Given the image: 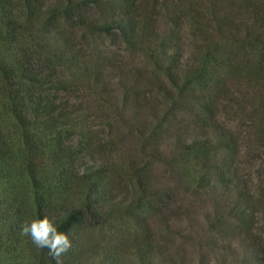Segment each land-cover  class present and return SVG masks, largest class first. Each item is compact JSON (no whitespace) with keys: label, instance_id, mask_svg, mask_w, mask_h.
Wrapping results in <instances>:
<instances>
[{"label":"trees","instance_id":"1","mask_svg":"<svg viewBox=\"0 0 264 264\" xmlns=\"http://www.w3.org/2000/svg\"><path fill=\"white\" fill-rule=\"evenodd\" d=\"M106 39L108 48L117 43L135 48L173 88L174 94L161 92L168 101L162 119L186 103L192 111L194 107L201 111L185 132L173 138L177 152L193 160L196 187L191 193L229 190L233 185L228 171L231 162L218 161L217 154L235 148L238 136L213 118L212 101L217 94H235L251 103L255 96L264 108V0H0V107L11 117L12 128L18 131L15 146L24 154L17 165L12 163L10 146L0 130V255L15 254L24 243L31 257L55 264L47 248L37 249L29 237L22 240L20 234L23 221L48 216L71 241V248L61 257L66 262L79 249L83 229L125 214L143 221L152 235L136 250L143 264H153L156 254L172 260L170 250L164 254L153 250L154 232L148 228L147 217L143 210L134 212L144 206L163 214L171 195L165 189L155 190L149 205H143L151 187L142 168L127 164L121 174L135 197L129 202L123 198L108 201L105 196H111V190L105 192L102 187L113 174V162L107 156L92 158L90 142L74 130V109L50 96L57 84H63L64 75L88 78L91 74L90 86L105 87L103 79L109 75L101 74L99 65L92 70L89 60L101 59ZM153 111L154 121L160 122L159 112ZM259 143L264 146V134ZM86 155L92 159L90 164ZM46 168L54 171L51 177ZM17 170L27 173L34 193L27 212L14 189ZM58 189L66 197L62 202L54 197ZM218 192L211 199L212 213L207 214L211 217L206 223L209 231L222 235L219 223L225 215L220 212ZM70 196L75 198L67 199ZM237 197L226 199L227 215L237 224L248 225L251 234L250 224L257 215L245 214L243 205L236 213ZM242 197L248 205L251 195L242 193ZM262 205L264 217V200ZM237 239L244 250L242 258L230 256L235 263L244 259L245 264L264 263L262 251L258 257L251 245L246 247Z\"/></svg>","mask_w":264,"mask_h":264},{"label":"rangeland","instance_id":"2","mask_svg":"<svg viewBox=\"0 0 264 264\" xmlns=\"http://www.w3.org/2000/svg\"><path fill=\"white\" fill-rule=\"evenodd\" d=\"M75 38L80 41L79 34H75ZM104 42L101 59L89 60V64L92 70L94 65H99L103 68L100 73L109 75L103 79L107 82L105 87L90 86L91 74L88 78L64 75L63 84H57L56 91H50V96L55 102L65 103L67 109H74L73 116L77 117L74 130L90 142L92 158L100 160L108 157L113 162V174L102 187L105 192L111 190V196H105L107 200L110 198L108 201L123 198L129 202L135 197L127 190L128 179L121 174L127 170V164L142 168L145 181L151 187L143 205H149L151 193L155 190L165 189L171 195V199L165 201L167 211L163 214L144 206L134 211L143 210L147 217L148 228L154 232L153 250L163 254L165 250H170L173 254L171 262L165 259L166 256L156 254L153 264H237L230 256L242 258L244 247L238 237L246 247L251 245L258 257L261 251L264 256V146L259 143L264 134V108L259 106L257 98L254 96L255 100L251 103L242 101L235 94H217L214 98L213 118L238 136L235 148L217 154L218 161L231 162L228 171L234 181L229 190L215 189L200 195L192 194L191 189L196 187L193 160L177 152L173 138L176 133L185 132L192 125L194 115L201 114V111L196 107V111H192L186 103L179 105L174 114H165V120L162 119L168 101L161 92L166 90L167 94H174L163 74L153 71L150 62L135 48L125 49L117 42L108 48L106 44L109 40ZM92 54L97 59L96 53ZM119 78L122 83H119ZM154 109L159 112L156 115L160 122L154 121ZM202 116L205 117V114L202 113ZM12 124L11 117L0 107V130L10 146L12 163L17 165L24 154L21 147L15 146L18 131L12 128ZM85 158L89 164L92 162L88 155ZM45 173L51 177L54 171L46 168ZM13 184L18 200L23 203L26 212L30 211L34 193L27 173L17 170ZM234 187L238 188L241 196L232 189ZM217 191L221 194L218 196L220 212L225 215L219 223L225 232L222 235L209 231L206 223L211 217L207 214L212 213L211 199ZM242 193L251 195L248 205ZM54 194L56 202L66 199L61 195L62 189ZM235 195L238 196L233 204L236 213L244 207L245 214L249 215L252 211L257 215L250 224L251 234L247 230L248 225L237 224L236 219L227 215L226 199ZM74 198L70 196L67 199ZM147 236L152 235L147 232L143 221L136 222L133 217L123 214L121 218L83 229L79 249L74 250L63 263L143 264L136 250L144 245ZM21 237L23 240L25 236ZM0 264L43 263L41 259L31 257L25 244L21 243L15 254H1ZM238 264H245V259ZM248 264L256 263L249 261Z\"/></svg>","mask_w":264,"mask_h":264},{"label":"clouds","instance_id":"3","mask_svg":"<svg viewBox=\"0 0 264 264\" xmlns=\"http://www.w3.org/2000/svg\"><path fill=\"white\" fill-rule=\"evenodd\" d=\"M20 234L30 238L37 249H48L55 264H63L61 257L71 248L67 234L57 230L54 218L43 216L25 220L20 225Z\"/></svg>","mask_w":264,"mask_h":264}]
</instances>
